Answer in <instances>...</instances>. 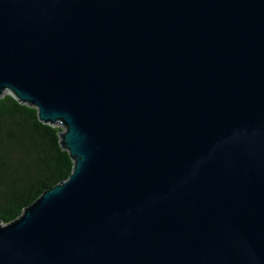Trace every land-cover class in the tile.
I'll return each mask as SVG.
<instances>
[{
    "label": "water",
    "instance_id": "1",
    "mask_svg": "<svg viewBox=\"0 0 264 264\" xmlns=\"http://www.w3.org/2000/svg\"><path fill=\"white\" fill-rule=\"evenodd\" d=\"M7 91L74 168L0 264H264V0H0Z\"/></svg>",
    "mask_w": 264,
    "mask_h": 264
},
{
    "label": "trees",
    "instance_id": "2",
    "mask_svg": "<svg viewBox=\"0 0 264 264\" xmlns=\"http://www.w3.org/2000/svg\"><path fill=\"white\" fill-rule=\"evenodd\" d=\"M9 92V91H7ZM0 96V221L17 220L46 190L67 181L74 161L57 126L14 95Z\"/></svg>",
    "mask_w": 264,
    "mask_h": 264
},
{
    "label": "rangeland",
    "instance_id": "3",
    "mask_svg": "<svg viewBox=\"0 0 264 264\" xmlns=\"http://www.w3.org/2000/svg\"><path fill=\"white\" fill-rule=\"evenodd\" d=\"M8 94H11V92H9ZM55 126H57V127L61 128V129L63 130V126H62V125H60V124H57V125H55Z\"/></svg>",
    "mask_w": 264,
    "mask_h": 264
}]
</instances>
